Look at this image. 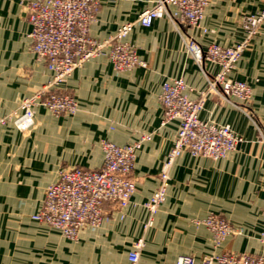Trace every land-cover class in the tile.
<instances>
[{"label": "crops", "instance_id": "obj_1", "mask_svg": "<svg viewBox=\"0 0 264 264\" xmlns=\"http://www.w3.org/2000/svg\"><path fill=\"white\" fill-rule=\"evenodd\" d=\"M0 0V119L51 79L31 52L26 4ZM88 36L111 38L133 22L154 0H98ZM263 9L260 0H208L199 27L173 25L162 18L150 27L135 26L127 41L145 67L115 71L106 56L83 63L55 91L78 105L73 115H53L37 106L27 131L0 126V264H126L133 243L142 239L138 264H174L180 256L199 263L204 255L244 253L264 259L261 212L264 208V23L249 38L229 74L251 88L246 104L208 92L207 79L219 72L209 61L198 65L186 48L193 39L204 51L210 44L232 47L246 38L247 17ZM181 78L185 95L205 101L198 117L228 126L240 137L225 159L192 157L185 152L169 172L166 196L147 227L144 204L158 186L162 164L173 146L178 121L163 124L158 97L163 83ZM150 139L136 153L129 178L135 192L122 210L103 205L97 228H83L75 240L34 221L45 189L61 169L98 170L102 141L125 145ZM209 214L241 229L218 245L195 223Z\"/></svg>", "mask_w": 264, "mask_h": 264}, {"label": "built area", "instance_id": "obj_2", "mask_svg": "<svg viewBox=\"0 0 264 264\" xmlns=\"http://www.w3.org/2000/svg\"><path fill=\"white\" fill-rule=\"evenodd\" d=\"M263 9L247 17L246 38L232 47L210 44L204 51L193 39L186 48L194 61L201 65L209 61L219 67V72L207 79L208 92H216L229 101L236 99L246 104L251 96V88L242 81L229 78L247 46V41L255 35L264 23ZM98 0H32L26 4L27 21L30 32L31 52L43 61L52 77L46 85L19 103L18 110L0 119V126L12 123L19 131H27L33 125L32 109L41 106L53 115H73L78 111L76 101L69 95L56 92L70 75L83 63L98 56H106L115 71H127L135 67H145L137 57L127 37L133 27L148 28L154 20L165 18L173 25L185 24L199 27L208 0H154L142 11L135 21L122 24L114 35L104 41H96L88 36L89 27L95 21ZM187 87L181 78L162 84L159 103L163 111V124L177 120L178 128L173 146L168 152L158 176V186L144 204L152 217L163 203L169 185V172L174 161L185 152L192 157L211 160L225 159L240 141L228 126L202 121L198 117L206 95L201 93L198 100L185 95ZM150 139L143 135L137 141L116 145L102 141L100 148L103 162L98 170L80 167L64 168L57 179L45 189L43 203L37 214L31 218L38 223L56 230L63 238L75 240L83 228H97L103 221V205L125 209L135 192V182L129 175L136 153L142 143ZM195 223L205 227L218 245L228 237L240 234L241 229L230 225L225 219L209 214ZM261 240L264 241V208L261 212ZM142 239L136 240L126 256V264H138ZM174 264H264L260 256L244 253H219L204 255L199 263L190 256H180Z\"/></svg>", "mask_w": 264, "mask_h": 264}]
</instances>
